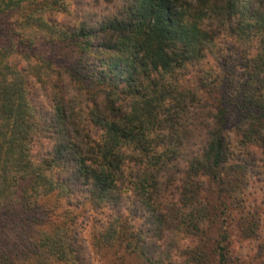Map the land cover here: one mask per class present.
I'll return each mask as SVG.
<instances>
[{
  "label": "trees",
  "instance_id": "1",
  "mask_svg": "<svg viewBox=\"0 0 264 264\" xmlns=\"http://www.w3.org/2000/svg\"><path fill=\"white\" fill-rule=\"evenodd\" d=\"M74 3L98 13L0 0L34 29L28 45L70 52L54 69L0 45V209L17 193L28 206L53 195L103 211L94 245L141 264H242L227 220L246 177L264 181V0ZM259 225L245 215L239 236L257 239ZM50 226L28 264H89L76 228ZM0 264L20 263L0 252Z\"/></svg>",
  "mask_w": 264,
  "mask_h": 264
},
{
  "label": "rangeland",
  "instance_id": "2",
  "mask_svg": "<svg viewBox=\"0 0 264 264\" xmlns=\"http://www.w3.org/2000/svg\"><path fill=\"white\" fill-rule=\"evenodd\" d=\"M86 1V0H83ZM91 3V0H88ZM68 4L69 10L80 11V15L98 13V7L88 4L86 6H75L76 0H62ZM60 14V13H58ZM94 15V16H95ZM57 19L61 15H56ZM69 17V16H68ZM67 16L64 17V19ZM17 17L15 12L0 13V45L11 47L17 50H25L28 55H33L32 61H36V57L51 59L52 67H61L65 63V55L70 52L67 46L54 45L51 42L37 40L28 45L29 37L34 36V29H23L17 26ZM39 39V38H38ZM231 53H235L236 46H229ZM60 64V65H59ZM33 83V82H32ZM36 86V84H35ZM39 96L40 102L45 104V97ZM205 98V96H204ZM234 112L229 109L227 114V124H234ZM236 135L231 131V145L236 148ZM264 174V171H263ZM207 187V186H206ZM212 190L211 186H208ZM213 192V190H212ZM208 190L203 195L213 200L214 193ZM17 200L1 208L3 213L0 215V252H3L8 259L20 264H28L31 256L36 252V237L42 229L49 230L51 222H60L61 220L67 226L76 228L78 235L82 238L81 243L84 245V253L89 258V264H141L137 254L124 249L120 245L111 247H98L93 243V236L99 229V224L103 222L106 216L104 212H93L87 209V206L74 208L65 206L63 201L58 204L51 203L53 195L43 199H37L30 206L21 200L20 193L16 194ZM244 198V199H243ZM237 199H243L242 202H233L234 207L230 211L227 229L229 230L230 246L239 256L242 264H264V181L259 175L246 177L245 188L243 194ZM229 199L226 200L228 202ZM0 209V210H1ZM249 216L260 219V225L257 227L255 234L257 239H243L240 237V224L242 217ZM73 221V222H72ZM245 225V223H243ZM50 226V227H49ZM52 264H68L66 262L52 261Z\"/></svg>",
  "mask_w": 264,
  "mask_h": 264
}]
</instances>
